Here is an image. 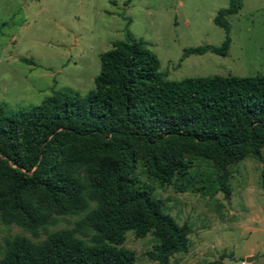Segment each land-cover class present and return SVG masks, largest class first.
<instances>
[{"label":"trees","instance_id":"1","mask_svg":"<svg viewBox=\"0 0 264 264\" xmlns=\"http://www.w3.org/2000/svg\"><path fill=\"white\" fill-rule=\"evenodd\" d=\"M229 0L213 22L228 30ZM230 38L218 45L183 50L225 56ZM155 53L130 35L100 54L94 86L85 94L55 90L28 110L5 114L0 107V224L22 234L4 238L0 264H135L125 248L127 231L155 239L147 251L157 264H171L189 249V225L164 210L147 175L184 190L194 157L210 160L226 196L227 165L264 147V72L167 79ZM263 193H264V172ZM60 215H81L71 227L47 231ZM205 264H225L223 256Z\"/></svg>","mask_w":264,"mask_h":264},{"label":"rangeland","instance_id":"2","mask_svg":"<svg viewBox=\"0 0 264 264\" xmlns=\"http://www.w3.org/2000/svg\"><path fill=\"white\" fill-rule=\"evenodd\" d=\"M229 0H0V107L5 114L28 110L55 90L85 94L94 86L100 54L130 35L151 50L159 71L171 80L193 76H254L264 72V0H241L237 13L225 17L228 30L213 19ZM230 38L225 56L183 50L220 45ZM264 147L262 156L247 155L227 165L226 196L216 176L221 173L205 158L194 157L184 190L149 177L141 159L136 175L164 201V211L190 227L189 249L170 258L171 264H205L223 256L225 264L264 263ZM81 215H60L51 232L71 227ZM22 234L43 239L18 225L0 224L4 238ZM155 242L151 233L137 238L127 231L123 247L136 255L135 264H157L147 256Z\"/></svg>","mask_w":264,"mask_h":264},{"label":"crops","instance_id":"3","mask_svg":"<svg viewBox=\"0 0 264 264\" xmlns=\"http://www.w3.org/2000/svg\"><path fill=\"white\" fill-rule=\"evenodd\" d=\"M246 256V258L247 257H253V259H252V261H254L255 260V258H256V254H255V252H253L252 250H250V252H248V253H246L245 254ZM249 264V263H248ZM264 264V263H263Z\"/></svg>","mask_w":264,"mask_h":264},{"label":"water","instance_id":"4","mask_svg":"<svg viewBox=\"0 0 264 264\" xmlns=\"http://www.w3.org/2000/svg\"><path fill=\"white\" fill-rule=\"evenodd\" d=\"M252 259H253V257H247V258H246V261H247V262H251Z\"/></svg>","mask_w":264,"mask_h":264},{"label":"built area","instance_id":"5","mask_svg":"<svg viewBox=\"0 0 264 264\" xmlns=\"http://www.w3.org/2000/svg\"><path fill=\"white\" fill-rule=\"evenodd\" d=\"M240 264H248V262H247V261H244V260H242V261L240 262Z\"/></svg>","mask_w":264,"mask_h":264}]
</instances>
